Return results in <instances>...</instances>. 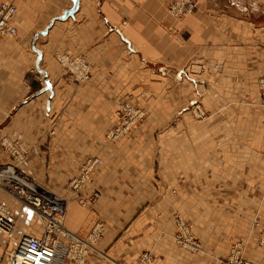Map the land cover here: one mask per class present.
Wrapping results in <instances>:
<instances>
[{"label":"crops","instance_id":"0c3cea01","mask_svg":"<svg viewBox=\"0 0 264 264\" xmlns=\"http://www.w3.org/2000/svg\"><path fill=\"white\" fill-rule=\"evenodd\" d=\"M14 1L17 33L0 36V139L23 142V171L61 198L69 230L87 237L104 223L86 264H138L146 251L154 264H220L229 249L209 222L215 193L241 208L263 198L264 0H198L181 19L172 0ZM58 54L85 59L95 87ZM125 102L145 116L110 141ZM95 156L104 162L83 194L98 196L81 204L67 186ZM11 163L0 145V164ZM0 201L16 222L15 244L42 232L32 208L1 187ZM185 211L202 244L195 252L174 239ZM13 240L0 229V264ZM247 253L264 264L263 248L250 242Z\"/></svg>","mask_w":264,"mask_h":264},{"label":"built area","instance_id":"2783aa9c","mask_svg":"<svg viewBox=\"0 0 264 264\" xmlns=\"http://www.w3.org/2000/svg\"><path fill=\"white\" fill-rule=\"evenodd\" d=\"M197 7L198 0H172L168 10L174 17L181 19L192 14ZM18 10L14 0L0 4V36L17 33L12 21ZM57 59L63 67L74 74L79 83L93 87L92 67L85 59L68 54H58ZM258 86L264 105V77L258 80ZM120 107V120L107 134L110 141L128 137L145 114L140 107L131 102H125ZM194 111L199 116L198 106ZM0 145L13 159L11 164H0V187L19 199L22 204L32 208L37 223L42 227L39 235L25 234L17 241L9 254L8 264H63L64 260H68L70 264H82L103 235L104 223L98 222L94 225L87 237L69 230L64 223L66 205L61 198L51 195L21 170L20 165L28 155L23 142L2 137ZM102 164L103 159L99 156L87 157L81 162L78 173L70 179L68 188L76 194L81 203L90 202V197L83 196L81 190L91 181L94 170ZM173 193L176 194L175 189ZM15 224L10 208L0 201V229L10 239L14 238ZM175 224L174 239L179 246L194 252L202 249L201 242L195 237L188 220L182 214L176 215ZM259 242L264 246V236ZM242 256L243 251L238 245L232 249L223 264H249L243 261ZM154 258L150 251H146L140 256L138 264H154Z\"/></svg>","mask_w":264,"mask_h":264},{"label":"rangeland","instance_id":"374dc122","mask_svg":"<svg viewBox=\"0 0 264 264\" xmlns=\"http://www.w3.org/2000/svg\"><path fill=\"white\" fill-rule=\"evenodd\" d=\"M93 87H95V85H93ZM200 104L202 105V103L199 100L193 102V104H192V107H194L195 105L199 107V109H200L199 116H197L195 114V111H193V112H194L196 118H203L204 119L206 116V111H205V109H203L204 106L202 107V109L200 108ZM196 106H195V108H196ZM20 168L23 171L22 165H20ZM79 168H80V165H79ZM79 168H78V170H79ZM74 176H72V177H74ZM91 181H92V176H91ZM91 181L86 185V187L91 183ZM36 182L39 183V185L41 187L45 188L44 187L45 185L43 186V184L41 185L40 182H38V181H36ZM67 188H68V186H67ZM83 189L81 190L82 194H83ZM68 190H69V188H68ZM49 193L51 195L55 196L54 193H52V192H49ZM215 194H216L215 195L216 202H214V205L212 207L209 206V208H210V212L208 213L209 222L214 229L219 231V234H221V232L223 234L224 233L226 234V236H225V238H223L222 242L224 244V248L229 249L228 255L225 258H219L220 264H223V262L226 260V258L230 255L232 249L237 248L238 245L240 246L241 250L243 251V256H242L243 261L245 263L249 262V264H257L255 260H253L252 258H250L248 256L247 250H248V246H249L250 242L255 243L258 247H261L264 249V246L261 245L259 242V239H261L264 236V192H262L263 198L261 199V202H256L254 205L252 204L250 206L246 205V206H243L242 208L237 207L236 204H232V202L229 201V193L225 194V196H224L223 192H220L219 194H217V193H215ZM97 195H98L97 192H94L91 195H84L83 194V196H85V197H90L89 203L93 202V200L95 198H97ZM75 199L78 202H80L77 197ZM89 203H87V204H89ZM81 204H83V203H81ZM242 209L245 210V214L249 216V219H248V217H245L244 220H241L239 218V215H243ZM182 215L188 220V222L191 226V223L189 221V213L185 211L184 213H182ZM253 216H254V218H253ZM11 217H12V215H11ZM222 223H223V225H222ZM191 228H192V226H191ZM192 230H193V228H192ZM193 231H195V230H193ZM195 232H194V235L197 238ZM13 239H15V238H12L10 240H13ZM198 241H199V239H198ZM13 242H14V240H13ZM9 244H10V242H9ZM10 245L11 246L7 247V249H6V261H7L6 263L7 264H8L9 254H10L11 250L14 249V246L16 244L14 242L13 244H10ZM91 250H93V249H91ZM91 250H90V252H91ZM89 253L86 257V260H84V262L82 264H86Z\"/></svg>","mask_w":264,"mask_h":264},{"label":"bare ground","instance_id":"6f19581e","mask_svg":"<svg viewBox=\"0 0 264 264\" xmlns=\"http://www.w3.org/2000/svg\"><path fill=\"white\" fill-rule=\"evenodd\" d=\"M196 11V10H195ZM194 11V12H195ZM135 105V104H134ZM144 116H145V114H144ZM143 119V118H142ZM140 123V122H139ZM3 137H8V136H3ZM8 138H10V137H8ZM126 138V137H125ZM10 139H12V138H10ZM123 139V138H122ZM14 140V139H13ZM121 140V139H120ZM116 141H118V140H116ZM26 147V146H25ZM28 151V150H27ZM7 153V152H6ZM29 153V152H28ZM8 154V153H7ZM10 155V154H9ZM11 156V155H10ZM27 158H28V155H27ZM27 158H26V160L22 163V164H24L26 161H27ZM104 162V161H103Z\"/></svg>","mask_w":264,"mask_h":264}]
</instances>
